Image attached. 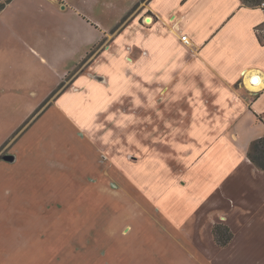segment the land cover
<instances>
[{
	"label": "crops",
	"instance_id": "1",
	"mask_svg": "<svg viewBox=\"0 0 264 264\" xmlns=\"http://www.w3.org/2000/svg\"><path fill=\"white\" fill-rule=\"evenodd\" d=\"M141 1L110 23L95 11L101 0H10L0 9V96L48 95L7 142L15 161L4 155L0 165L30 158L41 169L42 159L51 176L85 174L86 160L102 166L90 142L164 216L172 230L158 233L172 234L181 256L215 264L222 251L258 264L264 170L248 150L264 135V0H146L134 11ZM13 59L24 76L5 74ZM217 223L233 231L227 246L216 243Z\"/></svg>",
	"mask_w": 264,
	"mask_h": 264
},
{
	"label": "rangeland",
	"instance_id": "2",
	"mask_svg": "<svg viewBox=\"0 0 264 264\" xmlns=\"http://www.w3.org/2000/svg\"><path fill=\"white\" fill-rule=\"evenodd\" d=\"M101 1L95 11L110 23L132 0ZM145 3L142 0L134 11ZM19 63L13 59V73L7 69L5 74L24 76L27 70ZM48 84L49 80L40 82L42 87ZM43 92L30 101L26 96L22 100L0 96V158L12 143L7 142L47 100ZM23 140L16 143L18 147ZM87 146L92 162L99 161L102 166L94 169L86 160V173L81 175L51 176L42 167V159L41 169L35 168L30 158L7 167L0 165V264H193L192 257H183L176 250L172 234L163 237L158 233L172 230L164 216L128 184L106 155L98 153L90 142ZM109 146L119 151L123 148ZM79 167L83 172L82 161ZM68 178L69 183L65 182ZM258 257V264H264V255ZM211 261L254 263L251 257L222 251L212 255Z\"/></svg>",
	"mask_w": 264,
	"mask_h": 264
},
{
	"label": "trees",
	"instance_id": "3",
	"mask_svg": "<svg viewBox=\"0 0 264 264\" xmlns=\"http://www.w3.org/2000/svg\"><path fill=\"white\" fill-rule=\"evenodd\" d=\"M9 1L10 0L0 1V9H2L5 6V4ZM248 1L249 0H244V2H246V4L248 3ZM258 1H261V0H258ZM126 19H127V16H125L123 18L122 22ZM260 34L262 36L261 32H260ZM263 36H264V34H263ZM260 40H261V42L264 43V39H260ZM97 48H98L97 46L94 47L92 49V51L88 54L87 58L84 61H82V63L87 61L88 58L96 51ZM81 64L79 66H81ZM71 75H69V76H71ZM69 76L67 78H69ZM65 81L66 80H64L61 83L60 88L65 84ZM36 115H37V111L34 114H32V116L29 118L27 123H29ZM248 156L250 157L252 162H254L256 164L257 167L264 170V135L262 137L257 138V139L252 141L250 148L248 150ZM213 233L215 236L216 243L220 246H227L232 241V238L234 235L232 229L223 223L215 224L213 227Z\"/></svg>",
	"mask_w": 264,
	"mask_h": 264
},
{
	"label": "built area",
	"instance_id": "4",
	"mask_svg": "<svg viewBox=\"0 0 264 264\" xmlns=\"http://www.w3.org/2000/svg\"><path fill=\"white\" fill-rule=\"evenodd\" d=\"M0 1H5V0H0ZM261 6H264V1L262 2ZM146 18H148V20H146ZM146 18H144V21L146 24H149V23L153 22V20H154V17L152 15L146 16ZM182 40L184 42H186L187 44L190 43V39H189L188 35H183Z\"/></svg>",
	"mask_w": 264,
	"mask_h": 264
},
{
	"label": "water",
	"instance_id": "5",
	"mask_svg": "<svg viewBox=\"0 0 264 264\" xmlns=\"http://www.w3.org/2000/svg\"><path fill=\"white\" fill-rule=\"evenodd\" d=\"M254 80H257V77H255ZM4 159L8 161H15L16 156L14 154L8 153L7 155L4 156Z\"/></svg>",
	"mask_w": 264,
	"mask_h": 264
},
{
	"label": "bare ground",
	"instance_id": "6",
	"mask_svg": "<svg viewBox=\"0 0 264 264\" xmlns=\"http://www.w3.org/2000/svg\"><path fill=\"white\" fill-rule=\"evenodd\" d=\"M148 20V19H147Z\"/></svg>",
	"mask_w": 264,
	"mask_h": 264
}]
</instances>
